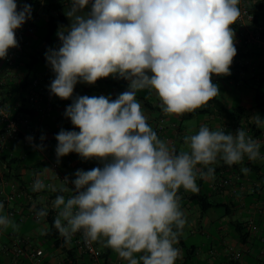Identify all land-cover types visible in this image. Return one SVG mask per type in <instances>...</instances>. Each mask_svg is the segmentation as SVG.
<instances>
[{"label": "clouds", "instance_id": "clouds-1", "mask_svg": "<svg viewBox=\"0 0 264 264\" xmlns=\"http://www.w3.org/2000/svg\"><path fill=\"white\" fill-rule=\"evenodd\" d=\"M240 0H69L58 48L45 53L55 74L50 93L72 99L64 116L79 131L55 135L57 163L76 153L102 166L78 169L59 187L34 180L31 190L59 192L51 203L53 226L70 244L79 233L86 243L113 250L126 264H176L187 224L180 189L198 193L197 179H213V165L264 161L261 142L240 127L235 133L201 125L183 136L177 150L148 123L137 94H156L165 115L191 113L220 94L212 77L230 75L237 55L232 25ZM90 5V8L88 7ZM87 9V10H86ZM31 6L0 0V59L19 46L16 30L31 19ZM112 77L128 82L110 96L73 98L78 83ZM257 127L264 119L254 115ZM29 141L33 137L27 138ZM41 141L45 139L41 136ZM34 148L43 150V144ZM247 174L249 169L244 167ZM71 184V187L69 186ZM63 193H70L67 197ZM42 203V200H41ZM0 229L18 231L3 213ZM38 218L48 208H36Z\"/></svg>", "mask_w": 264, "mask_h": 264}, {"label": "crops", "instance_id": "crops-1", "mask_svg": "<svg viewBox=\"0 0 264 264\" xmlns=\"http://www.w3.org/2000/svg\"><path fill=\"white\" fill-rule=\"evenodd\" d=\"M259 1L251 5L255 9L252 12L255 16L252 24L247 22L242 28L238 24L232 25L237 55L230 66L231 74L213 75V83L219 86L220 94L206 106L191 113L168 116L162 112L160 101L154 92L151 95L146 91L137 94L148 123L161 139L174 145L177 150L183 146V136L189 134V130L195 133L201 125H207L213 130L222 128L226 133H235L238 127H242L261 142V155L264 156V128L257 127L252 119V116L257 114L264 119V109H259L254 101L256 93L264 91V48L254 42H245L244 36L257 24L264 26V0ZM17 3L18 8L25 4L31 6L35 32L29 34L19 58L12 61L7 58L0 59V111L3 109L9 117L17 118L21 129L18 139L0 140V203L4 205V214H7L8 207L13 210L14 214L9 217L20 226L19 230L22 231L20 234H23L21 236L29 237L33 248L42 249L40 264H90L86 255L80 254L77 248L74 249L76 245L73 239L70 244L63 241L55 245L53 241H49L46 237L49 228L47 216L38 218L33 211L35 203L37 209L46 206L48 214L55 217L56 212L51 208V203L61 193H54L48 189L37 193L30 187L38 174H42L39 178L46 184L57 187L61 185L62 182L51 166V163L57 160L55 135L62 128L79 131L78 128H74L70 119L64 116L72 99L62 100L50 93V84L55 74L45 57L48 49L60 46L58 31L51 40L47 39L46 23L50 17L60 16L62 19L60 28L67 27L70 20L65 13L69 7V0H17ZM88 7L90 8V5ZM40 61L45 66L38 70V75L33 76L40 79L44 91L39 107L28 101L32 91L30 86L32 74L25 88L23 85L28 72L31 70L33 73ZM31 62L34 63L29 67ZM127 88L126 80L102 78L94 85L78 83L73 98L77 95H105L115 99ZM47 103L49 108L41 117ZM20 107L22 109L19 111ZM29 126H36L42 131L48 142L47 149L37 150L26 142ZM59 163L60 173L72 175L78 169L87 171L102 166L98 160H83L76 153L61 157ZM212 167L215 168L213 179H197L198 193L185 192L183 189L178 193L187 224L176 245L182 251V259L176 264H232L230 261L236 264H250L249 259L252 261L251 264H260L264 261V161L251 162L245 158L242 164L233 166L218 161ZM244 167L249 169L247 174L241 171ZM13 189L20 195L10 204H6L4 198ZM199 193L205 194L213 204L204 212L193 200V196ZM63 195L67 197L70 193ZM213 220L218 224L215 227L217 239L209 233ZM235 220L247 226L249 235L244 243L240 241L233 227ZM17 234V231L14 232L11 228L0 229V264H33L27 254L16 257L10 251L4 250L6 245L12 244ZM195 235L204 236L212 241L208 245L196 242ZM60 238L64 240L61 235ZM98 248L103 259L109 264H126L110 248L100 244ZM236 252H240L239 258L234 257ZM255 252H258L256 261Z\"/></svg>", "mask_w": 264, "mask_h": 264}, {"label": "built area", "instance_id": "built-area-1", "mask_svg": "<svg viewBox=\"0 0 264 264\" xmlns=\"http://www.w3.org/2000/svg\"><path fill=\"white\" fill-rule=\"evenodd\" d=\"M31 1H37V0H31ZM254 3H259V0H240V4L238 5L241 10V15L237 19L236 24H238L241 28L244 26L245 23L252 24L255 21V16L251 12L250 8L251 5ZM33 18L28 19L21 28L16 30V38L18 40L19 46L16 48L9 49L8 56L6 57L7 60L12 61L14 59L19 58L20 54L24 50V46L26 44V41L22 40L23 36L25 34H33L35 32V27L33 26ZM245 42H254L259 45H261L264 48V26L263 24H257L252 31H247L245 34ZM31 86V93L28 96V101L36 106H39V103L42 99L43 94V87L40 85V79L38 77L33 78L30 83ZM49 108V104H46V107L43 109V112L41 114V117L44 116V112ZM0 117L5 122L4 130L1 132L0 140L5 141L7 139H13L16 140L19 138L21 129L18 125V121L16 119H13L8 116V114L2 109L0 111ZM240 128V127H238ZM33 137L32 141H29L28 137ZM41 136H44L42 131L36 126H29L28 127V135L26 138V142L30 144L33 147V144L40 145L43 144V149L48 148V142L46 139L41 141ZM37 149V148H36ZM39 150V149H37ZM52 168L57 173V178L62 182V180L65 177H68L71 181L74 179V175L72 174H65L60 173V163H57V160L53 161L51 163ZM34 181H32L30 187H32ZM71 187V184L69 185ZM18 195H20L19 192L15 191L14 189L6 194L4 198V202L6 204H10ZM14 214L13 210L8 207L7 209V215L12 216ZM251 223V222H250ZM74 243L76 245L77 251L80 254L86 255L89 260L90 264H109L106 262L103 257L102 253L98 248L97 243H86L81 234L77 233L73 237ZM5 251H10L14 256L19 257L23 254H27L32 261L33 264H40V258L43 255V251L41 248H33L32 243L29 240V237L27 236H14L12 240V244L6 245L4 247ZM235 258L240 257V252H236L234 254ZM260 264H264V261H261Z\"/></svg>", "mask_w": 264, "mask_h": 264}, {"label": "trees", "instance_id": "trees-1", "mask_svg": "<svg viewBox=\"0 0 264 264\" xmlns=\"http://www.w3.org/2000/svg\"><path fill=\"white\" fill-rule=\"evenodd\" d=\"M251 12H253L255 9H253L252 7L250 8ZM60 23H62V19L61 17H57V18H53V17H50L46 23V26H47V39L51 40L52 39V36L59 30L60 28ZM236 24V23H235ZM237 25V24H236ZM34 26V25H33ZM29 37V34H25L22 38V40L26 41V39H28ZM34 62H31L29 65V67H32V64ZM32 71L30 70L26 76V79L24 81V85L23 87L25 88L26 85H27V81L30 77V75L32 74L31 73ZM32 80V79H31ZM254 101H255V105L259 108V109H264V91H259L256 93L255 97H254ZM218 103H220L218 100H217ZM39 107H40V104H39ZM22 108L20 107L19 111L21 110ZM27 111V109H24ZM13 118V117H11ZM13 119H16L18 121V125H19V120L17 118H13ZM0 126H2L0 128V131L4 130V127H5V122L4 120L2 119V121H0ZM41 131V130H40ZM68 131H77L76 129H68ZM263 197H264V194H263ZM193 200L199 204L200 208H201V211L204 212L206 211L209 207H211L213 204L212 202H210L208 200V198L206 197L205 194H201L199 193L198 195L196 196H193ZM47 222H48V225H49V228H48V231L46 233V237L48 238L49 241H53L55 245H58L60 244V242H63L64 240L60 238V234L58 233V231L54 228L53 226V220H54V217L51 215V214H48L47 215ZM235 231L237 232L238 236H239V239L241 242H246L247 240V237L249 235V232L247 230V226L243 223V222H240L238 220H235L234 221V225H233ZM75 245V244H74ZM73 248V247H72ZM74 249H76V246L74 247ZM22 256V255H21ZM20 257V256H19ZM232 264H236V262H233V261H230Z\"/></svg>", "mask_w": 264, "mask_h": 264}, {"label": "rangeland", "instance_id": "rangeland-1", "mask_svg": "<svg viewBox=\"0 0 264 264\" xmlns=\"http://www.w3.org/2000/svg\"><path fill=\"white\" fill-rule=\"evenodd\" d=\"M54 46H57V44H53ZM47 52V51H46ZM45 52V53H46ZM44 63L42 62V61H40L38 64H37V70L35 69L34 71H33V73H32V75H31V78H33V76L34 75H38V70H40V69H43L44 68ZM214 222H213V224H212V226L210 227V230H209V233H211V235L214 237H216V239L218 238V233L215 231V227L218 225V224H216V220H213ZM216 224V225H215ZM17 235L18 236H21V235H23V234H20V233H22V231L21 230H18L17 231ZM194 241H196V242H202V243H206V245H208V244H210V242L212 241V239H207L206 237H204V236H200V235H195L194 236ZM254 261H256V257H258V252H255L254 253ZM249 262H250V264H251V259H249Z\"/></svg>", "mask_w": 264, "mask_h": 264}]
</instances>
